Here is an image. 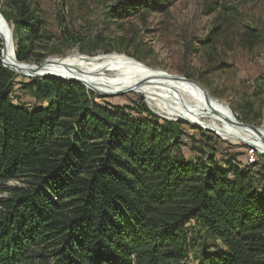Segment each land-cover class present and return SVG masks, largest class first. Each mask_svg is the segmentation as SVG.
<instances>
[{"label": "trees", "instance_id": "obj_1", "mask_svg": "<svg viewBox=\"0 0 264 264\" xmlns=\"http://www.w3.org/2000/svg\"><path fill=\"white\" fill-rule=\"evenodd\" d=\"M5 1L28 63L43 21L27 0ZM3 48L0 38V264H264V157L219 158L190 132L201 128L142 99L18 80Z\"/></svg>", "mask_w": 264, "mask_h": 264}, {"label": "rangeland", "instance_id": "obj_2", "mask_svg": "<svg viewBox=\"0 0 264 264\" xmlns=\"http://www.w3.org/2000/svg\"><path fill=\"white\" fill-rule=\"evenodd\" d=\"M141 1L27 0L43 21V34L31 61L24 63L82 84L80 76L60 72L68 68L113 84L164 75L168 79L143 91L104 92L84 85L112 102L142 99L161 117L201 128L202 136L196 129L190 132L219 158L225 152H239L243 163L251 154L255 160L264 157L259 148L264 145V0H153L154 7L134 9ZM10 7L0 0V17L16 47L18 32L2 13ZM2 57L18 80L44 77L25 74ZM169 76L195 82L258 133L245 130L241 139L200 93Z\"/></svg>", "mask_w": 264, "mask_h": 264}, {"label": "bare ground", "instance_id": "obj_3", "mask_svg": "<svg viewBox=\"0 0 264 264\" xmlns=\"http://www.w3.org/2000/svg\"><path fill=\"white\" fill-rule=\"evenodd\" d=\"M0 36L4 40L3 56L9 62V64L17 66L22 72L28 75H35L36 73H39V72L48 73L47 71L43 70V67L38 68V67L31 66L29 64L18 63V60L15 55V49L12 45L10 31L5 21L1 17H0ZM60 74L66 77L80 76L79 79L82 78L81 80L86 86L88 87L90 86L92 88H96L104 92H117V91L125 92L129 90H134V91L142 90L143 91L148 86H152L153 84L155 85V83L158 81L168 79V77L164 75H158L156 78L142 79L139 81L133 80V81H129L123 84H113L109 82L96 81L93 78H85V77L83 78L76 71L68 69V68L62 70ZM169 79L181 80L183 83L189 85L192 90L200 93L209 103L210 109L220 114L236 130V132L241 137V139L245 137V133H244L245 130L258 133L257 132L258 130L252 129L249 126L240 124L239 121L233 115V113L230 112L227 104H225L224 102L218 99L213 98L208 93L203 92L195 83L189 82L183 79H179L176 76H169ZM259 148H262L264 150V145H259Z\"/></svg>", "mask_w": 264, "mask_h": 264}, {"label": "water", "instance_id": "obj_4", "mask_svg": "<svg viewBox=\"0 0 264 264\" xmlns=\"http://www.w3.org/2000/svg\"><path fill=\"white\" fill-rule=\"evenodd\" d=\"M1 37V36H0ZM2 38V37H1ZM3 44H4V40H3ZM18 63H22V64H25L24 62H20V61H18ZM39 68V67H38ZM40 71V70H39ZM35 75H42V76H50V77H57V76H55V75H53V74H49V73H42V72H39V73H36ZM176 77H178L179 79H183V80H186V81H189V82H193V81H191L190 79H187V78H185V77H182V76H176ZM193 83H195V82H193ZM196 84V83H195ZM203 92H205L198 84H196Z\"/></svg>", "mask_w": 264, "mask_h": 264}, {"label": "built area", "instance_id": "obj_5", "mask_svg": "<svg viewBox=\"0 0 264 264\" xmlns=\"http://www.w3.org/2000/svg\"><path fill=\"white\" fill-rule=\"evenodd\" d=\"M254 161H255V157L253 156V154H251L248 163L250 164V163H253Z\"/></svg>", "mask_w": 264, "mask_h": 264}]
</instances>
